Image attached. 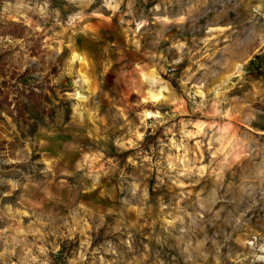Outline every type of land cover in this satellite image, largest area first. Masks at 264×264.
Instances as JSON below:
<instances>
[{"label": "rangeland", "instance_id": "rangeland-1", "mask_svg": "<svg viewBox=\"0 0 264 264\" xmlns=\"http://www.w3.org/2000/svg\"><path fill=\"white\" fill-rule=\"evenodd\" d=\"M257 71L264 0H0V264H264Z\"/></svg>", "mask_w": 264, "mask_h": 264}, {"label": "crops", "instance_id": "crops-1", "mask_svg": "<svg viewBox=\"0 0 264 264\" xmlns=\"http://www.w3.org/2000/svg\"><path fill=\"white\" fill-rule=\"evenodd\" d=\"M92 36V35H91ZM45 47V46H44ZM47 47V51L49 50L48 49V46ZM79 52L78 55H79V58L81 59H85V58H89V56L87 55L86 52H81V51H77ZM77 113L79 114V112H77L75 109H73V113H72V118L69 119V121L67 122L66 125L68 126H72L73 128L71 129H66V131L68 132H71L72 135L71 137L72 138H76V140L78 139V136L79 134H81V130H76L74 127H80V126H83L84 123L82 121H80L78 118H77ZM80 115V114H79ZM70 116V117H71ZM76 140H71L68 144V146H71L72 148L70 150L74 151V152H78V150H81L79 147L81 146L80 143L76 142ZM67 145V144H66Z\"/></svg>", "mask_w": 264, "mask_h": 264}, {"label": "trees", "instance_id": "trees-1", "mask_svg": "<svg viewBox=\"0 0 264 264\" xmlns=\"http://www.w3.org/2000/svg\"><path fill=\"white\" fill-rule=\"evenodd\" d=\"M264 72L263 71H257V72H253V73H250L251 74V78H255V77H257L258 75H261V74H263ZM30 95H33V93H30ZM147 139V138H146ZM128 155V153L127 152H125V153H123L122 154V158H125L126 156Z\"/></svg>", "mask_w": 264, "mask_h": 264}]
</instances>
